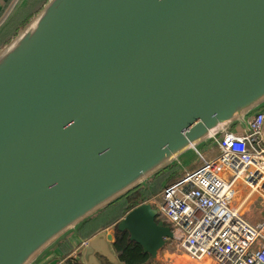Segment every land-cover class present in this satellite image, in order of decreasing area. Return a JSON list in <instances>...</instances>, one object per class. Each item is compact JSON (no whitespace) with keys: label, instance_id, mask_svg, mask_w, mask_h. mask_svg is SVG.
Here are the masks:
<instances>
[{"label":"water","instance_id":"water-1","mask_svg":"<svg viewBox=\"0 0 264 264\" xmlns=\"http://www.w3.org/2000/svg\"><path fill=\"white\" fill-rule=\"evenodd\" d=\"M264 108V0H48L0 49V264H37L109 206ZM144 202L114 233L155 259Z\"/></svg>","mask_w":264,"mask_h":264},{"label":"built area","instance_id":"built-area-1","mask_svg":"<svg viewBox=\"0 0 264 264\" xmlns=\"http://www.w3.org/2000/svg\"><path fill=\"white\" fill-rule=\"evenodd\" d=\"M249 123L250 132L226 131L216 156L199 153L197 166L163 186L162 210L173 239L193 261L264 264V220L245 217L253 197L264 203V112Z\"/></svg>","mask_w":264,"mask_h":264},{"label":"trees","instance_id":"trees-1","mask_svg":"<svg viewBox=\"0 0 264 264\" xmlns=\"http://www.w3.org/2000/svg\"><path fill=\"white\" fill-rule=\"evenodd\" d=\"M48 0H30L26 8L14 14L13 20L7 29L0 31V48L7 43L19 28L25 25L28 20L47 2ZM260 111L264 112V108ZM216 145V143H215ZM184 175L180 172L179 165H174L168 168L163 173L159 174L153 181L150 182L147 188L139 187L131 191L129 194L109 206L102 214L92 219L85 226L80 229L78 235L69 236L65 241L59 245L62 253L58 252L54 257L63 260V264H81L78 255L73 252L86 240L110 227L116 228L117 223L126 215L127 212L136 206L151 202L157 190L162 188V184L172 182ZM163 189V188H162ZM157 221L162 220L158 215ZM167 224L166 222H164ZM169 225V223L167 224ZM84 242V243H83ZM114 244L123 264H150L153 258L149 253L144 252L142 245L130 239L128 230L119 231L116 229L114 233ZM103 264H111L106 259H103Z\"/></svg>","mask_w":264,"mask_h":264},{"label":"rangeland","instance_id":"rangeland-1","mask_svg":"<svg viewBox=\"0 0 264 264\" xmlns=\"http://www.w3.org/2000/svg\"><path fill=\"white\" fill-rule=\"evenodd\" d=\"M242 129H243L242 127H235L232 129V131L238 134V133L243 132ZM215 151H216L215 142H212L211 145L201 148L200 152L192 151L188 153L187 155L183 156L181 158V161L177 164L180 167V172L184 174L187 170L192 169L195 166H197L201 160V156L199 155V153H202L207 158H212L215 156ZM162 188H163V184H162ZM162 188L156 191L150 203L154 208H156L159 211L158 215L162 218V220L168 224L170 223V221L166 218L162 210V202H163L162 200V190L163 189ZM247 206L248 207H247V211L245 212V217L248 220H252L253 222H259V221L264 220V203L262 200L256 199L254 203L253 202L249 203ZM82 246L83 244H81L78 247V249L80 250ZM54 252L55 250L51 251L37 264H43L46 261H48V264H63L62 259L54 257ZM77 252L73 254L78 255ZM168 252L171 254L176 253L177 255L182 256L181 258L184 259V262H186V264L187 263L193 264L194 262H196L188 258V256L184 255L185 253H184L183 248L179 247L177 245V242L174 239H169L165 247L160 250V253H168Z\"/></svg>","mask_w":264,"mask_h":264},{"label":"crops","instance_id":"crops-1","mask_svg":"<svg viewBox=\"0 0 264 264\" xmlns=\"http://www.w3.org/2000/svg\"><path fill=\"white\" fill-rule=\"evenodd\" d=\"M29 1L30 0H0V31L2 30V32L5 30V29H7L8 27H9V25H10V23H11V20H13L12 19V17L14 16V14H18V13H20V12H22L25 8H26V6L28 5V3H29ZM42 8V7H41ZM40 8V9H41ZM39 9V10H40ZM38 10V11H39ZM37 11V12H38ZM36 12V13H37ZM35 13V14H36ZM14 18V17H13ZM24 26V25H23ZM22 26V27H23ZM20 29V28H19ZM18 29V30H19ZM18 30H17V32H18ZM16 32V33H17ZM15 33V34H16ZM14 34V35H15ZM13 35V36H14ZM12 36V37H13ZM12 39V38H11ZM10 39V40H11ZM9 40V41H10ZM8 41V42H9ZM7 42V43H8ZM6 44V43H5ZM4 44V45H5ZM3 45V46H4ZM2 46V47H3ZM1 47V48H2ZM0 48V49H1ZM237 127H240V126H237ZM243 130V132H241V133H238V135H241V134H243L244 133V129H242ZM230 131H232V130H230ZM261 142L264 144V123H263V127H262V134H261ZM216 143V142H215ZM217 144V143H216ZM216 146V145H215ZM217 153H218V150H217V148H216V151H215V156L217 155ZM166 184V183H165ZM164 184V185H165ZM256 199H259L258 197H253L252 198V200L249 202V203H254V201L256 200ZM247 207L248 206H246V211H247ZM250 208V207H249ZM245 211V212H246ZM252 221V220H251ZM65 241V240H64ZM80 246V245H79ZM78 246V247H79ZM78 247H77V250H75L73 253H76L77 251H79V249H78ZM53 250H55V252H54V255H56L58 252H60V253H62L61 251H60V249H59V246H57L55 249H53ZM52 250V251H53ZM162 254V255H161ZM185 256H186V254H184ZM178 256V257H177ZM182 256H180V255H177L176 253H160V251H159V253H158V256H157V258H155V259H153V261H151L150 262V264H186V262H184V259H182L181 258ZM43 264H48V261H46L45 263H43ZM187 264H191V263H187ZM193 264H209L208 262L207 263H200V262H194ZM212 264V263H211Z\"/></svg>","mask_w":264,"mask_h":264},{"label":"flooded vegetation","instance_id":"flooded-vegetation-1","mask_svg":"<svg viewBox=\"0 0 264 264\" xmlns=\"http://www.w3.org/2000/svg\"><path fill=\"white\" fill-rule=\"evenodd\" d=\"M145 188V187H144Z\"/></svg>","mask_w":264,"mask_h":264}]
</instances>
